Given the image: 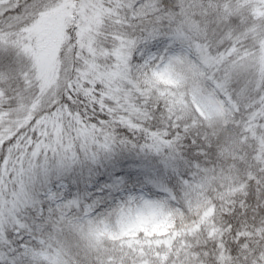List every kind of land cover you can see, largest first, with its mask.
<instances>
[{"label": "snow or ice", "instance_id": "6c2138e0", "mask_svg": "<svg viewBox=\"0 0 264 264\" xmlns=\"http://www.w3.org/2000/svg\"><path fill=\"white\" fill-rule=\"evenodd\" d=\"M234 7V0H0V49L24 61L0 72V264H66L71 238L90 241L101 225L109 228L99 218L112 208L92 218V206L68 201L43 213L32 194L33 178L49 164L94 160L116 143L135 147L139 137L145 140L141 150H167L169 156L179 155L178 147L190 138L200 160L180 181L179 193L163 189L167 195L160 200L129 196L117 203L118 223L184 216L215 191L228 209L221 213L223 226L238 235L241 216L251 218L256 198L249 188H259L264 174V69L254 94L251 81L232 87L247 48L239 46L237 32L248 26L232 14ZM42 61L50 63L47 75ZM161 77L173 84L161 83ZM187 77L202 81L208 94L201 96L198 87L186 93ZM24 89H35L36 111L20 121L12 105L23 99ZM209 99L228 114L223 133L206 115ZM118 130L131 135L119 136ZM224 137L234 145L231 165L221 162ZM234 169L247 170L248 184L240 189L245 195L224 203ZM242 243L227 245L229 255L238 257ZM201 248L217 264V243L209 240L194 251L202 255ZM182 260L183 253H168L163 264ZM145 261L161 264L130 248L88 243L81 264Z\"/></svg>", "mask_w": 264, "mask_h": 264}, {"label": "trees", "instance_id": "16d2710c", "mask_svg": "<svg viewBox=\"0 0 264 264\" xmlns=\"http://www.w3.org/2000/svg\"><path fill=\"white\" fill-rule=\"evenodd\" d=\"M262 1L264 2V0H234L236 7L232 10V14L240 15L242 24L245 20L248 21V26L237 32L240 47L245 45L248 47V45L252 43L256 37L264 36V4ZM261 62L264 63V58H262ZM8 69L7 65H3L0 62V72H5ZM209 121L211 123V119H209ZM211 125L213 126L215 132L223 133L224 121L218 129L215 128L212 123ZM118 135L130 136L131 134L126 133L123 130H118ZM144 142V138L139 137L134 138L132 141V143L136 145L135 147H133L132 144L125 145L116 143L109 151H105L103 153L101 152L93 162L80 158L79 163L75 167L76 177L68 180L69 186L73 187L75 182L79 183V180L85 176L87 168L91 167L90 171L96 172L98 182L106 186H108V180L112 177V175H118L125 181V183L131 181H138L141 183L144 181H151L155 184L152 186V195L156 200L163 199L167 195L163 189L179 193L181 187L180 181L190 176L192 165L200 160V157L197 155V147L191 143L190 138L186 137L177 149L179 155L169 156L167 150H162L160 152L154 150H141L140 145ZM233 147L234 145L231 139L229 137H224L220 147L222 163L231 165V158L235 155ZM235 147L238 148V145ZM45 171V169L38 171L39 176L33 178L31 185L32 194L35 198L37 197L39 199V205L42 206V209L44 210L46 209L48 202H46V200H44V196H42L46 184H44V180L40 177V174L42 175L43 172L46 173ZM233 172H237L238 174V171L235 169ZM51 174L56 175L54 172ZM215 212V207H209L201 214L199 223L195 224L191 230L184 233L173 232L170 237L160 239L165 240L159 245V247H154L153 250L148 245V243L151 244L153 242V239L145 238V252L147 255L150 254L153 257H158V255L161 257L164 255L166 257L168 253H173L174 256L183 253L184 257H188V260L190 261L193 259V253H197V251L194 250L203 244L197 242L195 239L191 241L181 239L178 248H176L174 247L175 241L177 238H181L184 235L193 236L195 232L199 231L200 225L202 224L208 225L207 235L209 239L214 237L217 234V226L209 218L212 217ZM32 216L35 215L33 214ZM250 223H253L251 218L245 220L241 216V226L238 230L237 237H243L245 235L246 228L244 226ZM137 232L135 231L136 234ZM135 233L129 232L128 234L133 235ZM110 234L112 235L113 233L110 231ZM163 236L164 235L161 237ZM105 238H107V240L109 239L108 236H102L101 242L104 243ZM167 239H169V243H166ZM131 241H133V238H127L128 243ZM123 246L126 249H133L137 254L144 256L142 249L141 252H139L134 245L128 246V244H126ZM218 247H223V244H219ZM160 248H163L165 251H155ZM161 257L160 259L162 260ZM147 263L148 261H146V264Z\"/></svg>", "mask_w": 264, "mask_h": 264}, {"label": "clouds", "instance_id": "9594fccd", "mask_svg": "<svg viewBox=\"0 0 264 264\" xmlns=\"http://www.w3.org/2000/svg\"><path fill=\"white\" fill-rule=\"evenodd\" d=\"M262 58H264V36H258L248 45L245 52L242 53L239 58V61L244 65V68L241 72L237 73L233 80L232 87L234 89H239L245 86L246 82L251 81L252 83L248 84L249 92L250 94L255 93L253 84L260 80L261 71L264 69V63L261 62ZM176 70L178 72H184L183 65L177 64ZM34 83H36V87L38 88V82ZM197 87L200 89L201 96L208 94L202 81L194 82L191 77H187L185 79L183 90L186 93L190 94L193 89ZM33 91H35V89H24L22 91L23 99L13 102L12 107L19 109L15 116L16 119L24 121L27 120L30 115L35 113L36 109L33 108V104L36 103V101L32 95ZM208 111L209 110L207 109V112ZM227 118V112L225 111L221 114L219 106L215 112L211 113V123L217 129L221 127L222 122ZM237 171L238 174L237 172L232 173L230 181L231 187L223 189V196L226 198L224 203H232L234 200H240L245 195V193L240 189L243 185L248 184L247 170L239 169ZM261 181H264V174H262L257 181L260 183L259 188H256L255 184L251 185L249 188V191L255 189L254 195L256 198L251 201L249 208L251 219L254 220L255 223H250L244 226L246 228V232L243 237L232 236L228 232V229L223 226L226 222L223 221L221 213L223 211H227L228 209L224 207V204L219 202L220 195L215 191H213L210 198L202 200L199 203H195L191 213L189 214L179 216L174 213H166L156 219H143L144 226L149 229L156 225L166 227L167 231L163 237L153 235L151 239L155 240L168 238L173 232L184 233L191 230L195 224L199 223L201 214L204 211H206L209 207H215L216 212L209 218L217 226V234L214 237L209 239L207 235L208 225L202 224L200 225L199 231L195 232L193 236L184 235L181 238H177L174 243V247L178 248L181 239L189 241L195 239L203 245L208 243L209 240H214L217 243V246L221 243L223 244V247H218L219 254L216 255L214 253L217 264H264V182ZM232 189H235V191ZM211 199H216L217 205H212L210 202ZM112 209L113 210L110 215H105L99 219L106 222L109 225L108 230L113 233H118L122 226L136 225L140 222L139 220H133L121 225L117 222V214L114 207H112ZM144 235L145 233L143 231L137 232V237L140 239H143ZM241 238H243V243L239 246V256L229 255L227 245L230 243L235 244L237 240ZM113 246H119V242L108 241L107 238H105L101 248L111 250ZM87 251L88 243L86 240L79 237L71 238L66 264H81L83 256ZM200 251L202 255L199 253H193V259L189 261L188 257H184V260H182L180 264H186V261L187 264H213V260L208 257L207 253L203 252L202 248ZM209 251L212 252L213 250L209 248Z\"/></svg>", "mask_w": 264, "mask_h": 264}, {"label": "rangeland", "instance_id": "374dc122", "mask_svg": "<svg viewBox=\"0 0 264 264\" xmlns=\"http://www.w3.org/2000/svg\"><path fill=\"white\" fill-rule=\"evenodd\" d=\"M263 2V1H262ZM264 4V2H263ZM259 15L257 13H254ZM0 62L3 65H7L9 69H17L23 65L24 61L22 57H17L15 51L9 49L7 51L0 49ZM50 71V63L48 61H42V74L47 75ZM161 83L165 85L173 84V81L167 79L166 77H161ZM218 108V105L214 100L209 99L208 101V112L206 115L208 119H211V113L215 112ZM105 152V151H104ZM103 153V152H102ZM83 158V157H81ZM86 161L93 162L91 158H83ZM80 160V159H79ZM79 160L76 163L67 165H53L49 164L45 168L46 173L40 174V177L44 180L46 184L45 190L42 193L44 200L48 202L46 209H42V206L38 205L40 211L47 214L49 208H55L57 204L68 202V201H77L81 207L83 206H92L90 215L92 218L99 217L109 211L117 203L127 200L129 196L141 197L143 196L146 199L156 200L152 195V186L155 185L151 181H131L125 183L118 175H112L108 180V186L100 184L97 180V175L95 171H90L91 167L87 168L85 172V178L82 177L79 183H74L73 187L69 186L68 180L70 178L76 177L75 167L79 163ZM49 172H54L56 175H53ZM39 173L35 175L34 178L38 177ZM38 179V178H37ZM51 197V198H50ZM39 201V199L36 197ZM36 213L31 209L28 210V215L32 216ZM140 222L136 225L122 226L118 233L110 234V230L104 225H101L99 229L94 231L91 234V240L87 237L84 239L87 243L98 244L99 246L103 245L101 242L102 236H108V241L119 242V246L124 248L123 245L128 244V246L134 245L139 252H143V255L146 256L147 253L144 250L146 246L145 238H151L153 235L162 236L165 235L167 228L160 225H156L151 229L144 226V221L139 220ZM123 225V224H121ZM135 231H143L145 233L144 238L140 239L137 237ZM129 232H134L135 234L129 235ZM125 237V238H123ZM127 238H133V241L127 242ZM165 240V239H164ZM164 240L155 239L153 242L148 245L153 250L154 247L162 244ZM169 239L166 240V243H169ZM142 256L141 254H138ZM161 256L158 255L160 259ZM167 257V256H166ZM166 257L163 255L160 259L161 264L166 260ZM146 264V261L144 262ZM148 264V263H147Z\"/></svg>", "mask_w": 264, "mask_h": 264}]
</instances>
